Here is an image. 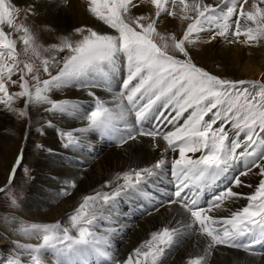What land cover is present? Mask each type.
<instances>
[{
  "label": "snow or ice",
  "instance_id": "snow-or-ice-1",
  "mask_svg": "<svg viewBox=\"0 0 264 264\" xmlns=\"http://www.w3.org/2000/svg\"><path fill=\"white\" fill-rule=\"evenodd\" d=\"M45 4H55L57 11L67 13L72 0H30L23 8L0 0V113L30 119L32 105H48L45 112L63 113L73 101L54 100L50 93L80 80L83 82L77 87L92 98L94 106L84 116V126L61 131L64 147L77 146L81 134L90 130H104L117 137L120 147H131L149 138L159 158L148 167L124 173L125 183L110 194L85 196L69 217L70 227L59 221L31 224L24 231L39 243L15 242L17 258L11 264H25V260L27 264H44L42 250H51L57 264H84L82 258L93 251L102 255V238L94 230L97 201L111 203L166 165H170L175 179V191L167 205L161 207L179 206L190 223L151 233V239L144 242L147 250L138 247L126 260L113 259L112 264H149V257L151 264H157L183 228L206 241V255L190 264H209V258L220 247L253 256L260 254L256 249L264 245V81L210 74L193 63L190 52L200 43L211 45L221 39L238 43L241 36L248 46H261L264 0H220L216 4L203 0H87V10L113 32L78 27L75 32L79 39L64 37L47 49L38 44L37 35L22 22L39 17ZM178 14L183 21H191L182 35H162L158 29L166 28ZM5 25L11 32L5 31ZM13 32L20 35L13 38ZM201 33L208 39L202 41ZM18 41L22 42L24 55L31 53L39 64L20 59ZM44 52L55 54L40 60ZM122 61L126 75L113 97L116 103L109 107L96 95L94 89L100 85L95 80ZM45 74L47 78H42ZM17 84L19 91L9 90ZM17 101H22L23 107H16ZM185 113L188 115L180 123ZM130 118L134 121L130 122ZM149 120L150 126L145 127L144 122ZM48 123L51 126V121ZM36 147L41 149L43 145ZM188 153L199 155L194 158ZM23 160L21 148L8 174V187L0 188V193L11 187ZM237 163L241 171L230 185L202 205L200 193L206 185ZM248 177H253V182H247ZM245 187L253 189L250 194L234 190ZM239 200H246V204L231 210L229 205ZM11 203L15 205L17 200L13 198ZM221 210L229 215L209 214Z\"/></svg>",
  "mask_w": 264,
  "mask_h": 264
},
{
  "label": "bare ground",
  "instance_id": "bare-ground-1",
  "mask_svg": "<svg viewBox=\"0 0 264 264\" xmlns=\"http://www.w3.org/2000/svg\"><path fill=\"white\" fill-rule=\"evenodd\" d=\"M13 2L16 6L23 8L25 3L30 2V0H13ZM203 2L216 4L220 0H203ZM151 7L154 10V6ZM40 12L39 17H28L24 22L46 48L56 42L55 40H61L65 36L73 37V39L75 37L74 40L79 39L80 36L75 32V28L100 25L95 20L96 17L87 10V0H72V7L67 13L57 11L55 4L51 5L50 8L48 4H45ZM145 14L151 13L146 12ZM186 25L187 21L180 19L178 14L177 17L171 19L166 28L162 27L158 30L165 32L169 29L182 35ZM57 31L59 33L56 38L52 34ZM207 39V34L201 33V40ZM229 39L234 38L229 37ZM244 40L245 38L241 36V42L233 44H229L223 39L211 45L200 43L190 53L194 55L200 51L198 55L201 56V63L203 64L206 62L214 63L217 61L216 58L219 59L224 67L221 72L222 75H236L239 79L243 77L244 80L264 81V42L261 46L250 47L243 43ZM65 54L67 53L61 55ZM82 82L74 80L69 84L54 88L50 93V97L54 100L68 99L73 101L69 110L63 113L45 112L44 108L48 105L30 106V119L24 120V126L27 124L28 126L22 132H18V129L13 126L17 116L0 113V167L2 160L7 155L13 156L17 149L23 148L24 160L28 161L30 170L26 197L19 203L18 213L6 214L4 218H0V264H11V261L17 258L15 242L18 241L21 244L39 243L34 235L24 231L31 224L37 223L31 219L25 221L28 224H23L24 215L40 217L42 222L46 220L56 222L62 221V219L68 221L65 218L67 213L76 208L77 203L85 196L96 193L110 194L121 186L124 173L148 167L159 158V152L152 151L150 147L152 141L147 137L142 138L139 143L133 144L131 147H119L115 140L107 138L104 141L99 138L94 134L95 130L81 134L82 138L77 146L64 147L61 143V131L84 126L83 118L94 106L92 98L87 96L82 88L77 87ZM94 91L106 99L108 104L113 102V97L117 94L114 90L109 91V88L104 86L97 87ZM19 102V106L23 107V102ZM49 121H51V126H49ZM14 129L17 130L12 133ZM113 137L115 136L113 135ZM37 144L43 145V148L38 149ZM172 155L176 154L171 153ZM188 155L194 158L198 156L192 153H188ZM232 166H236L238 172L241 171L239 163ZM226 173L227 171L222 172L215 181L206 185V196L202 205H205L216 193L230 185L232 177H228ZM246 179L247 182L254 180L253 177ZM255 183H258V179H255ZM62 184L71 192L64 194ZM174 185L175 179L171 175L170 165H166L155 176L138 185L139 215H132L131 222L127 217H118L117 214L119 213L116 214L113 210H109L111 208L107 207L106 204L97 201L95 205L97 218L94 230L101 238L109 237L113 240V244L111 243V246L108 244L110 247L107 249L104 247L107 244L104 242L106 239H102V247H104L103 250L107 255L102 251H100L103 253L102 255L93 251L82 258L84 264H112L113 259L126 260L128 258L127 252L144 246V242L151 239V233L162 231L165 228L163 225L168 223L169 218H172L171 221L173 220V222H176L178 218L182 219L179 223H175V225H179L178 228H181L182 224L190 223L189 217L183 213L179 206L161 207V204L167 205L168 200L172 197L175 191ZM234 190L250 194L253 189L245 187L234 188ZM245 204L246 200H239L229 207L231 210H235ZM120 206L122 209L126 208L122 203ZM209 214L219 217L227 216L229 212L221 210ZM117 223L122 224L123 227L119 228ZM71 231L75 234V230ZM140 243L141 245H138ZM205 247L206 241L204 239L189 229L183 228L176 236V241L167 247L158 258L157 264H190L191 260L198 257L197 255H206L204 254ZM144 250H147L146 246H144ZM231 250L233 249L218 248L209 258V264H264V245L257 246L256 251L260 254L255 256L248 253L243 254L238 250ZM40 256L44 264H57V259L51 250H42ZM148 259L149 264H151V257ZM25 264H27V260H25Z\"/></svg>",
  "mask_w": 264,
  "mask_h": 264
},
{
  "label": "rangeland",
  "instance_id": "rangeland-1",
  "mask_svg": "<svg viewBox=\"0 0 264 264\" xmlns=\"http://www.w3.org/2000/svg\"><path fill=\"white\" fill-rule=\"evenodd\" d=\"M9 2L12 3V4H14L13 0H9ZM51 5H53V4H48V7L50 8ZM137 15H139V14H137ZM95 20L100 25H92L91 28H93L94 30H97V31H107V32H110V33L113 32V30L109 29L107 25H103L102 22L99 21L97 18ZM22 22L25 23L24 20ZM189 22H191V21H187V23H189ZM4 28H5V31L6 32H11V29H9L6 25L4 26ZM58 33H59L58 31L57 32H53L52 35L57 38V34ZM161 34L162 35L177 34L179 36L178 33H176L175 31H171L169 29H167V31H165V32H162L161 31ZM19 35H20V33H15V32L12 33L13 38H17ZM65 37H68V36H65ZM68 38H70V37H68ZM70 39L71 40H74L75 37H74V39H73V37H71ZM61 40H58V41L55 40L56 42H54L52 44H58V43L61 42ZM37 42H38L39 45L42 44L39 40H37ZM52 44L49 45V48H50V46ZM42 48L47 49L46 47L43 46V44H42ZM17 51L21 54L20 55V59L21 60H24L25 62H33V63L39 64L40 61L39 60H36V58L31 53H29L27 56L24 55L22 42H19L18 41V43H17ZM199 53H200V51H197L194 55H192V53H190V55L193 56V63H195L198 67H202L204 70L208 71L210 74L217 75V76H219L221 78L233 79V80H240L236 75H230V76L229 75H222L221 72H222V70H223L224 67H223L222 63L220 62V60L217 59V58H216L217 61H215L214 63H210V64L208 62H206L204 64L201 63L202 58H201L200 55H198ZM53 54H55V53H53V52H44V53H42V55L40 57V60H42L44 58H49ZM170 54H171V52H170ZM177 58H183V57H182V55H178ZM203 60L205 61V59H203ZM53 74H54V72H53ZM125 75H126V72H125V69L123 68V61H122L121 64H118L115 68L108 69L107 70V74L106 75L99 76L95 80V82L100 85L99 88H101L102 86H104V87H107V88H109L111 90H114L116 93H118L119 90H120V85H121L122 80H123V78H124ZM46 77L47 76L45 74V75H43L42 78H46ZM13 79H17V77L14 76ZM242 79H243V77H242ZM9 90L10 91H19V85L18 84L17 85H12ZM96 95L99 96L102 100L106 101V99L102 98L98 93H96ZM19 103H20L19 101L16 103V107H20L19 106ZM115 103L116 102L113 99V102L111 104H108L107 103V106H109V107L111 106L112 107ZM186 114L187 113H185V117H183L181 119L180 123H182L183 122V119L187 117ZM16 118H17L15 120L16 123H14L13 126L18 129V132L19 131L22 132V130L25 129V128H27V126H28V124L26 126H24V120H27V119L20 118V117H16ZM130 122H133V118H130ZM26 123H27V121L25 122V124ZM144 123H145V127H149L150 126V120L149 121H145ZM120 126L123 127L122 124ZM16 130L14 129L12 131V133H15L14 131H16ZM95 132H97V133L103 132V133L108 134V135H110V136L113 137L112 134H110L109 132L104 131V130H95ZM23 135H26V133H23ZM113 138L117 140V137L116 136L113 137ZM117 142H118V140H117ZM117 146H119V145L117 144ZM20 150H21L20 148L17 149L16 152L14 153L15 155H13V156L7 155L2 160V165L0 167V174H1L0 177L2 178V179L0 178V188H7L8 187V185H7L8 174L10 173L12 164L14 163V160H15V157L19 154ZM169 155L171 156V153ZM196 155H199V153H197ZM27 162H28L27 160H24L23 166L20 167L19 169H17L18 170L17 171L18 173L16 172L17 174H15L16 178H15L13 184L11 185V187L8 188V191H5L3 193H0V218H4L6 214L7 215L8 214H11L12 215L15 212L18 213V207L20 206L19 203L22 202L24 200V198L26 197L25 194H26V190L28 188V184H29V180H30L29 179V173L30 172H26L25 171L26 168L29 169ZM123 182L125 183V180H123ZM123 182L121 183V185L124 184ZM62 186H64V187H62V190H63V193L64 194H66V193L68 194V193L71 192V191H69V188L65 187L64 184H62ZM119 196H121L123 199L121 197H119ZM119 196L116 197V198H114V200H112L111 203L106 204V206L107 207H110L111 209H109V210H111V211L113 210L116 214L119 213V214H117L118 217H121V218L127 217L128 220H130V222H131L132 221L131 219H132V215L134 213V210L135 209H139V204H138V189L137 188L136 189H133L130 192L126 190L125 192H122L121 195H119ZM13 198H15L17 200V203L15 205H13L11 203V200ZM83 200L84 199H81L80 202L77 203L76 208L81 203H83ZM119 201L122 203V205H125L126 208L122 209L121 206H120L121 203ZM119 203H120V205H119ZM76 208H74L73 210H71L70 212L67 213L68 215L65 218L68 221H65L64 219H62V221L61 220L59 221L62 226L67 227V226L70 225V219H69V217L75 211ZM122 215H123V217H122ZM128 215H131V216L129 217ZM28 216L29 215L26 214V215H24L25 218H22V219H24L23 224H28L25 221L26 220H31V219H33V221H35L37 224H51V223L58 222V221L55 222V221H52V220H49V221L46 220V221H43L42 222V220H40V217L31 216V215L29 217ZM171 219L169 218L168 223L164 224L163 226H165L167 228L169 227V229H171V228H178L179 225H175V223L182 221V219H179L178 218V220L176 222H173V220L171 221ZM117 225L119 226V228L123 227L122 224L117 223ZM182 225H184V224H182ZM107 238H109V237H107V236L102 237V239L108 240L107 241V244L104 246L105 248L108 249L113 244V240H111L110 238L109 239H107ZM174 241H176V237H175ZM108 244L109 245L111 244V245L108 246ZM138 245H141V243L138 244ZM100 247H101L100 248V251H102L103 253L106 254V252H104V250H103L104 247H102V243L101 242H100ZM133 251H134V249L130 250L126 254H128V256H129V254H132ZM231 251H234V250H231ZM241 253L246 254L243 251H241ZM204 254H206V253H204ZM197 256L198 257H201V256H204V255L203 254H200V255H197ZM95 259H96V257L94 258V260ZM108 259L111 260L110 258H108ZM108 262H110V261H108Z\"/></svg>",
  "mask_w": 264,
  "mask_h": 264
}]
</instances>
